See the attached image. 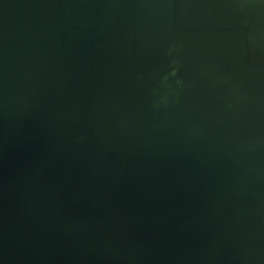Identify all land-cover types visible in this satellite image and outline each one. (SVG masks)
Here are the masks:
<instances>
[{
	"label": "water",
	"instance_id": "1",
	"mask_svg": "<svg viewBox=\"0 0 264 264\" xmlns=\"http://www.w3.org/2000/svg\"><path fill=\"white\" fill-rule=\"evenodd\" d=\"M0 264H264V0H0Z\"/></svg>",
	"mask_w": 264,
	"mask_h": 264
},
{
	"label": "rangeland",
	"instance_id": "2",
	"mask_svg": "<svg viewBox=\"0 0 264 264\" xmlns=\"http://www.w3.org/2000/svg\"><path fill=\"white\" fill-rule=\"evenodd\" d=\"M29 127H30V129L23 133V135H24L23 138H20L19 136H10V138L13 137L19 141L24 139V142H23L24 146L22 147V145H18L20 143V142H18L13 147H10V148H14V150H10L12 152V155L10 157L12 165L10 166L7 163L3 164L1 172L7 171V170H12L16 174H19L23 170L22 165L31 164L34 162L36 155L39 153L37 151L40 147H41V154L45 151L44 150L45 146L41 142V140H43V134L40 135L39 130H35L33 126H29ZM29 143H31L32 145H29ZM29 146H32V147H29ZM32 149L35 150L34 153H32V151H31ZM21 150H23L25 153L21 154V152H22ZM10 151L9 150L6 151V156H8L10 154ZM46 172L47 171L45 169V171H44L45 175H46ZM76 176L80 177L79 174H77ZM81 176H85V174L81 172ZM65 202H66V200H65ZM49 211H52V210H49ZM53 211H55V213H58L57 212L58 210H53ZM62 211L64 212V210H59V213H61Z\"/></svg>",
	"mask_w": 264,
	"mask_h": 264
}]
</instances>
